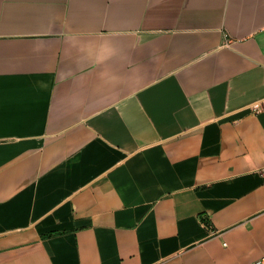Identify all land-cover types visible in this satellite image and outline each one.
I'll use <instances>...</instances> for the list:
<instances>
[{
  "label": "crops",
  "instance_id": "0c3cea01",
  "mask_svg": "<svg viewBox=\"0 0 264 264\" xmlns=\"http://www.w3.org/2000/svg\"><path fill=\"white\" fill-rule=\"evenodd\" d=\"M263 169L264 0H0V264H253Z\"/></svg>",
  "mask_w": 264,
  "mask_h": 264
},
{
  "label": "built area",
  "instance_id": "2783aa9c",
  "mask_svg": "<svg viewBox=\"0 0 264 264\" xmlns=\"http://www.w3.org/2000/svg\"><path fill=\"white\" fill-rule=\"evenodd\" d=\"M259 103H256L253 105V108L256 110V111H259L260 110V107H259ZM263 175H264V169L262 171ZM253 264H264V257L256 260Z\"/></svg>",
  "mask_w": 264,
  "mask_h": 264
}]
</instances>
